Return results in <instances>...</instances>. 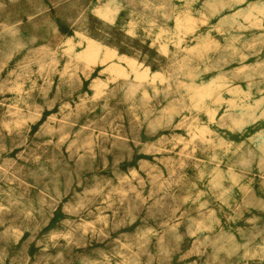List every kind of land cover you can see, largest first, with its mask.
<instances>
[{"label": "rangeland", "instance_id": "1", "mask_svg": "<svg viewBox=\"0 0 264 264\" xmlns=\"http://www.w3.org/2000/svg\"><path fill=\"white\" fill-rule=\"evenodd\" d=\"M0 264H264V0H0Z\"/></svg>", "mask_w": 264, "mask_h": 264}, {"label": "bare ground", "instance_id": "2", "mask_svg": "<svg viewBox=\"0 0 264 264\" xmlns=\"http://www.w3.org/2000/svg\"><path fill=\"white\" fill-rule=\"evenodd\" d=\"M108 12V11H107ZM87 45L85 46V48L83 49L82 53H80L81 58H86L90 61H94L96 59L99 58L100 55V51H101V45L100 43H98L95 39L93 38H88L87 40ZM108 56L107 58H110L112 56H114V53L111 51H107ZM131 61V66L136 69L135 67V62L133 60ZM111 69L114 72H117L119 74H124V69L121 68V66H119L117 63H113L111 65ZM141 77H144V74H141Z\"/></svg>", "mask_w": 264, "mask_h": 264}]
</instances>
